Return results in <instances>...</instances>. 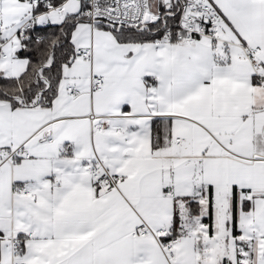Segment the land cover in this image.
<instances>
[{"label": "snow or ice", "instance_id": "obj_1", "mask_svg": "<svg viewBox=\"0 0 264 264\" xmlns=\"http://www.w3.org/2000/svg\"><path fill=\"white\" fill-rule=\"evenodd\" d=\"M0 264H264V0H0Z\"/></svg>", "mask_w": 264, "mask_h": 264}]
</instances>
